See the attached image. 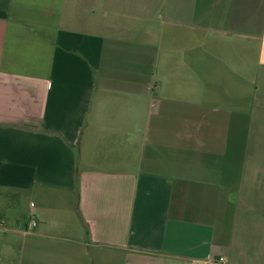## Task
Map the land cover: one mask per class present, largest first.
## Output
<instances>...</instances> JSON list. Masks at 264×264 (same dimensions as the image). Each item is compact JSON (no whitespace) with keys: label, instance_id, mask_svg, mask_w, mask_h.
Segmentation results:
<instances>
[{"label":"crops","instance_id":"obj_1","mask_svg":"<svg viewBox=\"0 0 264 264\" xmlns=\"http://www.w3.org/2000/svg\"><path fill=\"white\" fill-rule=\"evenodd\" d=\"M0 253L264 264V0H0Z\"/></svg>","mask_w":264,"mask_h":264},{"label":"rangeland","instance_id":"obj_2","mask_svg":"<svg viewBox=\"0 0 264 264\" xmlns=\"http://www.w3.org/2000/svg\"><path fill=\"white\" fill-rule=\"evenodd\" d=\"M10 214L12 216V218L17 216V212H16V206L15 207H11V211ZM10 223H7V225ZM10 226V225H8ZM10 259V261H9ZM12 256H10L9 254H5V253H0V264H10L11 262Z\"/></svg>","mask_w":264,"mask_h":264},{"label":"built area","instance_id":"obj_3","mask_svg":"<svg viewBox=\"0 0 264 264\" xmlns=\"http://www.w3.org/2000/svg\"><path fill=\"white\" fill-rule=\"evenodd\" d=\"M36 225V221L32 220L31 221V226H35ZM208 261H210V259H207ZM219 262L223 263L226 261V259L224 257H220ZM187 264H207V261H192V262H188Z\"/></svg>","mask_w":264,"mask_h":264}]
</instances>
